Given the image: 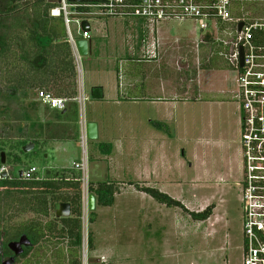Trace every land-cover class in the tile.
I'll return each instance as SVG.
<instances>
[{"label": "rangeland", "instance_id": "374dc122", "mask_svg": "<svg viewBox=\"0 0 264 264\" xmlns=\"http://www.w3.org/2000/svg\"><path fill=\"white\" fill-rule=\"evenodd\" d=\"M33 1H17L13 12L7 14L4 11L3 15L0 14L1 22L5 27L9 26L11 18H16L24 10L28 19L23 23L27 27L33 18ZM135 22L117 19H92L88 22L90 47L94 52L78 57L77 63L73 60L75 92L77 95L80 89L85 98L81 109L76 106V120L95 122L98 137L83 143L77 123L56 121L54 115L60 111L47 109L36 99V92L41 89L26 90L22 94L15 85V76L11 73L3 75L1 62L6 63L10 58L9 55L1 58L0 152L4 153L7 164L13 156H20L21 166L35 167L41 178L53 176L60 170L72 169L74 163L83 160L86 163L88 157L101 159L104 165L110 164L109 169L115 168L116 177L108 180L116 188L112 204L104 207L94 203L91 223L87 221L90 211L86 210L85 204L81 205L80 264H91L94 260L98 264H241V209L238 188L235 186L240 173L239 126L236 103L232 99L235 71L218 55L219 52L223 53L221 47H212L205 39V43L199 44L202 33L190 21H171L158 25V32L163 30L171 39H180L176 48L167 52L164 58L153 61L156 58H140L139 54L130 56L127 51L124 57L122 50L125 43L127 50L139 35L137 26L133 25ZM49 23L56 30L64 29L59 18H51ZM76 28L72 18L68 29L75 40L79 37ZM11 31L9 28H0V33L4 32L6 37ZM13 33L24 35L19 29ZM158 61L157 70H150L155 66L152 62ZM21 70L19 74H23ZM149 72L161 74L165 86L172 83L181 89L199 83L202 87H209L206 92L212 93L205 100L214 103L209 106L192 105V91L183 97L172 95V100L168 101H172L173 105H163L162 121L155 126L163 138V156L161 160L158 159L157 166L163 183L161 190L169 198L178 201L184 209L165 207L137 191V188H142L138 186L142 184L138 182L137 176L139 165L150 167L154 162L153 156L148 164L137 157L133 158L132 171L136 175L132 177L124 174V170L123 174L120 173L128 161L118 151L108 158L100 156L104 144L108 145L114 139H122L124 143L129 133L133 135L135 153H139L144 130L150 127L144 122L145 112L138 103L117 110L109 103H97L89 99L90 88L118 86L122 92L126 84L132 85L136 91L141 84L139 77ZM195 74L199 76L194 78ZM130 77L132 79L128 80ZM69 81L67 79L61 83L65 90L70 89ZM218 102L223 105H215ZM210 136L228 140L227 153L220 154L214 150L208 154L198 147L195 142L197 138ZM28 142H32L33 147L24 153L22 147ZM5 162L2 166L4 170L7 165ZM220 174L223 176L222 184L209 187L207 182H214ZM81 179L80 173L81 194L86 192L88 195L87 183L91 179L87 176ZM209 203L212 209L205 220H194L189 216V212H201ZM17 206L12 203L11 209H3L0 219L3 231L32 218L41 223L53 218L54 210L49 211L48 217L44 218L33 216L27 211H15L14 207ZM214 233V239L211 240ZM88 235L91 242L89 247ZM53 242L46 251L42 246L32 248L30 255L34 264H54L50 249L62 248L63 244ZM217 242L221 247L218 252L215 251Z\"/></svg>", "mask_w": 264, "mask_h": 264}, {"label": "built area", "instance_id": "2783aa9c", "mask_svg": "<svg viewBox=\"0 0 264 264\" xmlns=\"http://www.w3.org/2000/svg\"><path fill=\"white\" fill-rule=\"evenodd\" d=\"M54 3L48 15L61 19L75 58H78L76 40L68 29L72 18L77 25V40L85 41L90 39L88 22L92 19L139 21L149 34L166 22L190 21L202 33L199 44L205 43V39L212 47L223 49L218 55L236 74L232 99L239 125L240 173L235 186L241 209L240 263L264 264V0H55ZM81 22H86L88 32L80 30ZM146 53L147 57H154L153 52ZM36 99L47 109L60 112L69 102L81 109L85 101L80 89L71 100L45 91H37ZM78 133L83 143L86 140L83 122L79 123ZM72 169L81 173V180L86 177L85 160L74 163ZM20 178L39 179L32 166L24 169ZM86 196L82 192L81 205L85 207Z\"/></svg>", "mask_w": 264, "mask_h": 264}, {"label": "trees", "instance_id": "16d2710c", "mask_svg": "<svg viewBox=\"0 0 264 264\" xmlns=\"http://www.w3.org/2000/svg\"><path fill=\"white\" fill-rule=\"evenodd\" d=\"M9 1L12 2V0ZM54 1L34 0L32 22L30 25L27 24V27L23 23L28 19L24 10L16 18H11L9 26L5 27L0 20V28L12 30L9 37H6L4 32L0 33V61L1 58L9 55L10 59L6 63L1 62L3 75L11 73L15 76V85L22 94L26 90L41 89L38 91H45L54 97L71 100L76 96L73 57L66 41L64 29L56 30L49 23V19L52 17H49L48 11L54 6ZM7 11V13L11 12L12 8ZM60 22L62 25L61 19ZM15 29L23 31L24 35L14 34ZM20 69L23 74H19ZM67 79H70L69 90H65L61 84ZM60 84L61 86H59ZM101 98V88L91 87L89 99L99 101ZM69 103L70 105H67L63 113L54 115L56 121L76 123V106L73 102ZM103 147H107V145H103ZM2 187V204L5 211L11 209L12 203H16L18 206L14 207L15 211H27L45 218L48 217L49 211H53L58 204L67 203L69 205L67 218H52L44 223L33 218L19 227L30 243L42 246L44 251L50 244L55 243L53 241L63 244L62 248L53 250V247L50 249L53 253L50 258L54 260V264H80L81 188L79 172H75L73 169L60 170L53 176L42 177L40 180L26 182L13 180L3 183ZM137 191L165 207L184 209L178 201L155 189L142 187L137 188ZM87 192L93 196L94 203L107 207L112 204L116 188L110 182H88ZM211 209L212 207L209 205L201 212H189V216L194 220H205ZM92 216V211L88 212V223L92 222ZM90 244V235H88L87 247Z\"/></svg>", "mask_w": 264, "mask_h": 264}, {"label": "crops", "instance_id": "0c3cea01", "mask_svg": "<svg viewBox=\"0 0 264 264\" xmlns=\"http://www.w3.org/2000/svg\"><path fill=\"white\" fill-rule=\"evenodd\" d=\"M135 21V20H134ZM126 23V22H125ZM133 25L137 26V31L139 33L138 36L135 37V41L133 44H129V47H127L126 50V43L123 47L122 54L124 57H126V51L129 53L130 56L139 54L142 58L143 56H147L146 52H153L154 57L156 58L153 61H157L158 58H164L171 49L176 48V46L179 44L180 39H171L166 31L160 30L159 32L155 29V32L153 34H149L146 29L143 28L142 23L139 21H136L133 23ZM91 38L89 39V44ZM90 54L91 51L94 52V49L90 47L89 50ZM115 51H118L116 49ZM168 52V53H167ZM73 57L74 63H77L78 58ZM151 58V59H153ZM76 60V62H75ZM138 59L136 60V62ZM158 62H152L155 63V66L152 67L150 70L156 71L157 67L156 65L159 64ZM178 62V61H177ZM147 63V62H146ZM169 64V63H168ZM176 62H174V65ZM178 65V63H177ZM178 67V66H177ZM195 74L194 78H196ZM199 74L197 75V77ZM132 78H128V80H131ZM172 79V78H171ZM139 80L141 81V84L139 88L135 91L134 87L132 85H123L121 91H119L118 86H99L102 91V98L99 101H95L97 103H109L112 108H115L117 110L120 109H126V106L134 105L135 103H138L140 105V108L144 110L145 112V119L144 122L149 125V129L144 130L145 135L143 136L144 139L141 141V146L139 149V153H135V146L133 145V135H130V133L126 137V141L123 143L121 140H111L108 142L107 147L101 148V158H108L111 155H113L115 152L118 151V154L121 157H126L128 164L126 163L125 167L120 170V173L127 174L130 177L133 175H136L132 171V166L134 165V162L131 161L133 158L139 159V161H144V164L149 163V159L151 156L154 158V162L151 163L150 167L143 166L142 164L139 165L138 168V182H142V184H138V186H142L145 188H151L155 189L159 192H162V179H161V172L157 169L158 167V159L161 160L163 156V145L161 140L162 135L159 132V129L155 127L158 126L160 122L162 121V107L163 105H173L172 100L173 97L178 98L179 96L183 97L186 93H191V100L193 101L192 105L198 104L203 105L207 104L214 105L213 102L205 101L207 98L212 95L211 92H206L209 87H202L203 85L195 84L194 87H188V88H179V85H173L170 83V85H166L163 83V79L161 74H158L156 72L154 73H147L145 75H141L139 77ZM173 81V80H172ZM193 81V79H192ZM130 82V81H129ZM154 82V83H153ZM206 89V90H205ZM135 92L137 95H134ZM182 92L180 95L179 93ZM201 93L202 95H199ZM173 95V97H172ZM208 96V97H207ZM212 97V96H211ZM217 106H222L223 104L221 102L215 103ZM172 107V106H171ZM119 113V112H117ZM79 123L83 122L82 119H78ZM76 121L78 129H79V123ZM75 123V124H76ZM84 123V122H83ZM86 123H93L96 127V138L98 137L97 133V125L95 122H85ZM208 123H210L208 121ZM212 126V123H211ZM239 126V125H238ZM211 128V127H210ZM239 130V129H238ZM196 144L198 145L201 150H206L205 152L210 154L213 153L214 150L219 152L220 154L225 152L227 153V149L229 148V141L222 138H212L211 136L208 138H197L195 140ZM100 149V148H99ZM99 157V156H98ZM97 158L94 157V159H90L88 157V161L85 163L86 165V176L91 179V181L95 182H108L109 179H112L116 177L115 168L111 167L109 169L108 164H103L101 159L96 160ZM94 160V161H93ZM124 165V164H123ZM239 165H240V158H239ZM130 166V167H127ZM130 168V171L128 170ZM124 170V171H123ZM223 176L221 174L214 179V182L208 183L210 185L209 187H215L216 185H221L223 182L222 179ZM90 181V182H91ZM135 181V180H134ZM131 182V181H130ZM131 187V186H130ZM208 187V188H209ZM140 193V192H139ZM163 193V192H162ZM143 195V193H141ZM145 195V194H144ZM143 195V196H144ZM147 196V195H146ZM145 196V197H146ZM148 197V196H147ZM151 199L150 197H148ZM210 198H213L212 196ZM209 203L208 205H210ZM216 209V208H215ZM214 209V210H215ZM213 210V211H214Z\"/></svg>", "mask_w": 264, "mask_h": 264}, {"label": "flooded vegetation", "instance_id": "af4514ba", "mask_svg": "<svg viewBox=\"0 0 264 264\" xmlns=\"http://www.w3.org/2000/svg\"><path fill=\"white\" fill-rule=\"evenodd\" d=\"M2 2H3L2 10H1L2 12L5 11V13H7L8 12L7 10H9L10 8H12L11 12H13L15 10V8L17 7V0H12L11 3L9 0H3ZM0 9H1V5H0ZM11 12H9V13H11ZM9 13H7V14H9ZM1 15H3V14L1 13ZM2 63H3V61H2ZM4 159H5V156H4ZM3 164L0 165V173L4 172V174H5L3 177H0V219L2 217L1 214L3 211V204H2L3 187H2V184L7 183L9 181H13V180L23 181L20 178L21 173L24 169L27 168V167L21 166L22 161L20 160V156H16V155L10 159L8 164L5 162V164H7L5 170L2 167ZM35 170H36L37 176L39 177L38 180H40L41 175L38 174V171L36 168H35ZM23 182H26V181H23ZM30 214H33V213H30ZM33 216H34V214H33ZM23 223L24 222L17 224L16 226L10 228L8 231L7 230L3 231L1 226H0V264H34L32 258H31L30 252L32 251V248L35 247V245L30 243L27 236L22 232L21 228L19 227ZM215 234L216 233H214L212 235L211 240L214 239ZM21 237H24L26 239L27 243L25 245L20 244L19 246H13L12 244L17 243ZM217 244H218L217 245L218 247L215 248L216 252L221 250V247L219 246L218 242H217Z\"/></svg>", "mask_w": 264, "mask_h": 264}, {"label": "water", "instance_id": "95a60500", "mask_svg": "<svg viewBox=\"0 0 264 264\" xmlns=\"http://www.w3.org/2000/svg\"><path fill=\"white\" fill-rule=\"evenodd\" d=\"M241 24L237 25V30H239ZM80 30L83 32H88V26L86 22H81L80 23ZM74 46L76 48L78 57H84L89 54L90 50V44L89 41L85 40H76L74 42ZM241 54L240 49H239V55ZM240 59V58H239ZM241 63V60H239ZM239 63V66L241 64ZM61 111V113H63ZM84 133H85V139L86 140H94L96 139V127L95 124L93 123H86L84 125ZM33 147L32 142H28L26 145L22 147V152L26 153L28 152L31 148ZM4 163V154L1 152L0 153V165ZM5 174L4 172L0 173V177H3ZM19 175V174H18ZM20 176V175H19ZM94 208V198L92 195L88 194L86 196V210L87 211H92ZM69 216V205L67 203H60L57 205L56 209L53 212V218L54 219H61V218H67ZM27 241L24 237H21L17 243H13V246H19L20 244H26ZM11 245V244H10ZM11 247V246H10ZM91 264H98L97 260H94L93 263Z\"/></svg>", "mask_w": 264, "mask_h": 264}]
</instances>
